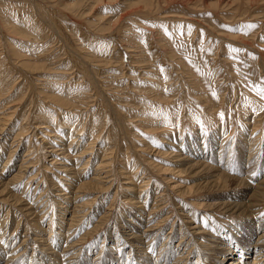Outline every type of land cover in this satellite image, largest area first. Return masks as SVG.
I'll list each match as a JSON object with an SVG mask.
<instances>
[{"label":"rangeland","instance_id":"374dc122","mask_svg":"<svg viewBox=\"0 0 264 264\" xmlns=\"http://www.w3.org/2000/svg\"><path fill=\"white\" fill-rule=\"evenodd\" d=\"M23 17L36 20V37L26 40L16 34L20 31L18 23ZM249 24L256 27L247 28L246 25ZM8 35L17 38L14 41L15 46L19 47V53L27 55L26 59L30 58L32 61L34 56L40 54L39 50H47L54 42L57 43L56 46L59 45L58 48L55 46L54 50L50 47L45 55L39 57V61H45L46 69L35 71V80L30 83V87L34 91H40L42 96L48 93L60 99H69L73 102L71 106L75 108L72 114L65 115L68 112H64L63 115L57 116V120L63 124L54 121L48 125L46 123L50 126L48 128L37 129L34 125L39 122L29 121L32 126L25 135V142L31 136L34 148L36 149L37 144L41 146L38 152L34 149L28 157L34 159L39 153L45 156L30 168L29 173L25 172L21 179L8 185L7 193H13L16 197L22 196V203L15 202V197H9L5 201L2 198L6 195H0V217L6 216L2 226L6 225V236L13 238L11 244H18L25 233L27 234L24 241L28 245L25 259L30 256L32 259L38 254L41 257L38 259L37 255L36 264H49V257L61 252L63 236L60 245L52 250L47 249L45 241L37 239L40 233L48 238L46 224L52 212L55 214L52 219L54 224L49 238L53 233L63 231V227L55 229L56 214L61 211L56 202L58 197L55 195L59 193L56 190L57 184L55 185L59 171L48 162L51 159L48 150L53 146L47 143L48 134L42 136L41 131L46 130L58 136L65 133L64 124L74 122L73 116L76 114L73 112L79 114L78 122H85L81 134L79 133L80 144L91 141L92 137L96 138L92 141L91 153L98 152V155L87 163L85 170L90 169L92 172L104 147L113 146L109 156L113 160L111 173L114 175L109 176V179L113 178V185L103 195H106V198L102 200V208L95 214L91 223H96L100 212L109 211L110 215L95 232V236H89L86 243L80 246L77 259L80 258L82 263L86 261L93 264L91 261L93 256L98 254V247L101 244L102 248L111 245V235L114 233L109 231L120 233L126 229L128 232L129 228H125L124 223L127 220L126 211L130 207L122 198L123 187L126 177L134 172L136 166L138 171L134 175V183L137 179L150 178L148 187L152 190L156 187L163 190L165 211L170 210L172 216L170 223L159 229V235H166L171 224L178 226L182 218L180 213L184 214V208L199 215L202 213L200 221L205 225L223 219L218 214L215 218L209 217L195 205L204 199L203 193L198 189V182L202 179L196 173L202 161H211V164L216 165L213 160L217 157L216 153L221 152L219 162L222 165L227 163L232 169H239L238 174H235L239 177H242V171L250 166H253L255 171L258 164L264 163V0H0V40H10ZM133 49L137 51H129ZM4 52L7 54L8 50L4 48ZM11 70L17 72L15 66L11 67ZM22 90L23 88L21 92ZM21 92L17 90L13 100L9 99L10 103L0 109V116L10 111L8 106L15 103ZM29 102V99H25L22 103L23 114L27 108L31 109L32 113L33 110H38L47 111L52 115V110L59 109L51 102L40 100L35 101L36 106L30 108L32 102ZM88 110L91 112L87 113ZM20 114H16L2 130L6 143L3 148L0 146L1 187L18 172L21 158L28 148L26 142L22 148L12 152L7 164L2 166L10 151L9 144L12 142L16 125L22 120V113ZM84 115L87 116L86 119H81ZM94 119L97 124L93 122ZM91 124L94 128L90 131L88 125ZM28 126L27 123L22 125L23 128ZM67 127V136L75 133ZM100 128L102 131L97 137L96 133ZM41 136L44 141L40 139ZM67 136L64 135L60 141L55 137L51 139L58 141V144H64L68 142ZM202 137L206 141L204 146L199 144ZM43 146L45 148L41 150ZM249 148L253 149V158L250 160L246 159ZM206 149H212L211 153L205 152ZM126 156H129L127 160L134 164H127L125 169L121 165L124 164ZM84 160L85 158L76 162L73 158L68 165L71 168H79ZM41 163L48 167L40 168ZM70 170L66 176L64 174L66 179L60 180L65 183L64 187H67L71 181L69 179L75 176V173H72L74 169ZM36 172L35 179L29 183V175L32 176ZM43 172L47 180L41 177ZM254 177H251V185L261 180V177ZM25 181L29 184L27 189L23 190ZM78 182L72 184L75 186ZM226 184L227 196L224 195L223 200L231 199L229 194H240L241 191L242 196L247 198L250 192L240 187L232 189L231 182L227 181ZM34 185H37L35 192ZM86 187V191H76L79 196L80 193L91 196L92 182ZM181 189L190 196L183 197ZM40 191H44L40 194V200L46 199L47 207L39 206L36 201L35 205L33 202L28 205L33 198H40H37ZM114 191H117V196L112 200ZM26 193L30 194V198ZM196 194L199 196H195ZM152 200L153 198L148 206L152 205ZM50 202L53 203V209L48 206ZM110 204L111 209H108ZM28 206L31 207L27 208ZM33 206L37 207V211L45 208V216L37 222L40 226H37L35 221L38 212L32 213L35 210ZM7 208L10 210L4 215ZM13 212L16 214L12 215ZM262 214L264 205L260 216ZM162 215L154 214L150 224ZM18 217L20 223L14 229ZM138 217L136 221L141 223V217ZM227 221L232 222L235 219L228 217ZM137 222L132 226L136 229L144 227ZM65 227L67 225L64 224ZM40 228L45 229L44 233ZM262 228L259 226V229ZM245 229L248 232V228ZM254 233L257 231L254 230ZM251 235L245 236L249 239ZM169 236L165 239L166 243L159 237L154 244V256L162 243L171 249L175 248L178 237L169 239ZM77 237L75 234L71 235L68 238L69 243ZM254 240L256 235L252 241ZM5 249L0 245V264H5ZM103 249L97 258L104 256ZM118 249L121 250L120 253L113 254V257L104 256L109 258L107 264H124L127 260H131L130 264H152L154 260V257L144 259L141 256L134 259L133 250H128L129 246H119ZM144 254L141 253L142 256ZM244 254L248 261L252 260L251 253L244 251ZM196 256L192 249L187 264H195ZM173 259L172 254L167 261H158L157 264H171ZM19 261L11 264H19ZM57 262L56 264H61ZM198 262L197 264H200Z\"/></svg>","mask_w":264,"mask_h":264},{"label":"bare ground","instance_id":"6f19581e","mask_svg":"<svg viewBox=\"0 0 264 264\" xmlns=\"http://www.w3.org/2000/svg\"><path fill=\"white\" fill-rule=\"evenodd\" d=\"M35 22L36 20H33L28 17L20 18L19 25H20V31L16 33L17 35L23 37L24 39H31V37H36L35 33H37L35 29ZM10 36V40H0V109L10 103V100L12 97H14L17 93V90L21 92V89L23 88L22 92L20 93L19 97L15 99V103H12L10 106V111H7L5 113H2L0 116V139H3V127L4 125H7L9 121L17 114L22 113V120L20 123L16 125L15 133L13 135V138L11 139L12 142L9 144V152L7 158L4 160V163L2 166H5V163L8 161L10 155L12 152L16 151L17 149H20L24 146V144H28V148H26V151L23 154V157L21 158V161L19 163L18 172L13 174L8 180V182L2 184L3 186L0 189V195L5 196V201L9 197H15V202H20L22 196L16 197L13 193H7L9 192V183H13L14 181H18L23 177L25 172H30V168L34 165L37 161H40V158L45 156V154H37L34 159L32 157H28L32 154L33 150L35 149L33 146L32 138L29 136L27 141L25 142V135H27V131L31 128L32 123H29V121H38L35 126L37 129L42 128H48L50 126H47L48 123H53L55 121H58L57 116L63 115L64 112H68L67 114H72V111H74L75 108L71 106L73 102H71L69 99H60L55 96H51L48 93H45L44 96H42L40 91H34L32 87H30V83L35 80V71L36 70H45L46 66L45 61H39V57H42L45 55V52L47 50H50V47L53 48V50L58 46H56V42L52 44L47 50L42 49L39 50V55L34 56V61L30 60V58L26 59L27 55H22L19 53V47L15 46L16 43L14 40L17 38L13 35ZM46 41V40H45ZM107 41V40H106ZM20 45V44H19ZM56 46V47H55ZM4 48L8 50V53L5 54ZM18 48V49H17ZM80 49H82L80 47ZM132 49V48H131ZM132 52H136L137 50H129ZM52 52V51H51ZM50 53V52H49ZM48 53V54H49ZM131 57V56H130ZM132 56L131 58H133ZM38 59V60H37ZM134 62V61H132ZM139 63V62H138ZM15 66L17 69V72H13L11 70V67ZM31 72V73H30ZM37 78V77H36ZM7 79V81H5ZM31 79V80H28ZM22 83H21V82ZM21 83V84H20ZM20 87V89H19ZM10 99V100H9ZM25 99H29L30 106L34 107L36 106L35 101L40 100L43 102H51L54 106H57L59 109H54L53 115L47 111H34L33 113L30 112L31 109L27 108V110H22V103L25 101ZM36 99V100H34ZM13 100V99H12ZM53 102V103H52ZM30 107V108H32ZM50 108L49 106H47ZM22 110V111H21ZM90 113L91 111L88 110L87 113ZM1 114V113H0ZM73 114H76L73 116L74 122H67L65 123V130L61 135L58 136L56 133H48V131H41L42 136L47 135L49 137V140H47V143H50L53 148L49 149L48 152L51 155V159L49 162L50 165L53 164V168H55L59 173H57V180H55L56 190H58L59 193L55 194L58 197L57 205L61 208V211L59 210V213L56 214L57 223L55 229H61L63 227L62 232L63 234L59 232L53 233V236L49 238L50 233L52 232V226L54 224L53 215L54 212H52L51 216H49V220L47 222V230H48V238L43 237L42 233L39 234V237L37 238L38 241L44 242L48 245L47 249H53L54 247H58L60 245V240H62L61 236L64 237V242L61 244V252L56 253L52 257H49V264H56V260L59 259L58 262L61 264H88V262L82 263V260L80 258L77 259V254L80 251V246L84 243H86V239L90 236H95V232L99 230V228L108 220V215H110L109 211H103L100 212L99 219L91 223L92 219L94 218L95 214L99 211L100 208H102V200L106 198V195L103 196L111 187H112V179H109V176H113L114 173H111V163L113 160H111L110 154H112L113 146L104 147L102 151L101 158L96 162V164L93 167L92 172H90V169L85 170L87 163L94 157L96 158V155H98V152H95L94 154L91 153L93 147H92V141H94L96 138L92 137L90 140L86 143L80 144L79 140L80 134L83 130L84 123L78 122L79 114L77 112H73ZM21 115V114H20ZM64 115V116H65ZM70 116V115H69ZM88 116V114H87ZM84 115L81 119H86L87 117ZM72 121V120H70ZM95 124H97V120L94 119ZM28 124V127L23 128V124ZM47 123V125H46ZM58 124H63L62 122L58 121ZM82 123V124H81ZM75 125V126H74ZM66 126L69 128V131L73 129L75 132L74 134L67 136ZM86 126V125H85ZM56 127V125H55ZM94 128V125H88V129ZM53 129V128H51ZM53 131V130H52ZM72 131V130H71ZM102 131V128L96 133L97 137L100 136V133ZM55 132V130H54ZM80 133V134H79ZM110 133V132H108ZM221 132H219L220 134ZM69 134V133H68ZM67 136V143L64 144H58L57 142H54L52 137H55L59 141L62 140V138ZM33 136V134H32ZM40 137L41 140L44 141V137ZM224 135L222 136V138ZM6 138L3 139V141H0L1 148L4 147V143ZM46 140V139H45ZM64 140V139H63ZM65 141V140H64ZM38 143V142H36ZM206 141L202 137L199 144L205 145ZM35 144V143H34ZM208 144V143H207ZM206 144V145H207ZM61 147H57L60 146ZM63 145V146H62ZM82 145H84L82 147ZM39 146L40 144H37L35 151L38 152L40 150ZM56 146L58 149H56ZM194 147V145H192ZM33 147V148H32ZM32 148V149H31ZM45 146L41 148L44 149ZM250 150L246 154L248 160L252 159V153L253 149L249 148ZM252 149V150H251ZM108 150V151H106ZM212 149L205 150V152L211 153ZM68 152V153H66ZM70 153L72 154L70 156ZM199 153V152H198ZM202 153V152H201ZM204 153V152H203ZM217 157L213 161H215L216 165L211 164V161L204 160L200 163L197 170V175L202 180L198 182V189L203 193V201L197 202L195 205L199 207V209H202L205 214H207L209 217L215 218L216 214L223 217V219H220V222H211L207 225L203 224L200 221V217H203V214L200 215L197 213H193L190 210L184 208V214L180 213L182 215V218L178 222V226H174L175 224H171L169 231L166 235H159V229L162 226H166L168 223H170L171 220V214L170 210L165 211V197L163 190H160L159 188H155L152 190L150 187H148V181L150 178L146 179H137V181L134 183V177L135 173L138 171V167L136 166L134 172L130 175L128 172H124L126 174H129L128 177H126V181L124 182L125 185L123 187V195L125 203H128L130 209L126 211L127 213V220L125 224V228H129L128 232L125 229V231H121L120 233H116L114 231H109V233L112 234L113 240H111V245L104 246L102 248V244L98 247V254L93 256L92 263L93 264H107L109 263V258L107 259L104 256L107 257H113L112 255L115 253H120L121 250L118 249L119 246L126 248L130 247L128 249L129 251H132L134 255V259L137 257H142L144 259L152 258L154 257V260L152 261V264H157V262H163L164 260L167 261L168 257L170 255H174L173 262L171 264H187L189 259V253L193 249V253H195L196 256V262L195 264H264V216H260L262 211V206L264 205V163L258 164L257 169L253 171V166L248 168L247 170L242 171V177H239L238 175H235L236 173L240 171L239 169H232L228 164L222 165L219 162V159H221L222 153H216ZM224 154V153H223ZM62 155V156H61ZM94 155V156H93ZM28 157V158H26ZM63 157V158H62ZM76 162H79L83 158L85 160L82 162L81 166L71 168L69 167V163L72 161L73 158ZM129 156H126V160L123 166V168H127V164L133 165L134 162H129L127 159ZM206 158V156H205ZM258 159V158H257ZM256 159V160H257ZM211 160V157H210ZM229 160V158L227 159ZM26 163V164H25ZM217 163H220L217 164ZM255 163V162H253ZM7 164V163H6ZM25 164V165H24ZM62 164V165H57ZM249 164V163H248ZM247 164V165H248ZM219 165V166H218ZM251 165V164H250ZM46 164H42L39 166L42 169H46ZM39 167H37V172L39 171ZM70 169H74L72 173H75L74 178L69 179L71 180L67 187H64L65 183H63L62 179H66L65 176L68 174V172H71ZM246 169V168H245ZM1 170V169H0ZM37 172L28 177L27 180H29V183L35 179V175ZM235 172V173H231ZM44 179L47 180L46 174L43 172L41 173ZM65 174V176H64ZM244 174V175H243ZM262 175V176H261ZM261 177V180L254 185H251V177ZM82 178L81 180H78V178ZM142 178V177H141ZM59 179V180H58ZM199 180V179H198ZM76 181H79L78 184L75 186L73 185L76 183ZM92 182L93 188L90 189L92 191L91 196H84V194L76 191H86L87 187L86 185H89V182ZM231 182L233 185L232 189H236L238 187L244 188L247 190H250V192L247 195V198L242 196V191L240 194H229L232 196L231 199H225L223 200L222 197L225 195L227 196V184L226 182ZM27 181H25L24 189H27L29 184ZM73 183V184H72ZM140 183V184H139ZM38 184V183H37ZM139 184V185H138ZM35 186V185H34ZM37 186V185H36ZM36 186L34 187L33 192L36 190ZM13 187V186H12ZM136 187V188H135ZM41 190V189H39ZM43 190V189H42ZM67 190V191H64ZM11 191V190H10ZM22 191V190H21ZM42 191L37 194V198H31L32 201H29L28 205L33 202L35 205V201L38 202L39 206H46V199H41L42 196H40ZM44 192V191H43ZM42 192V193H43ZM20 193V192H19ZM22 193V192H21ZM155 193V194H154ZM181 195L184 197H189L190 194L187 193L184 189H181ZM27 194V193H26ZM45 194V193H44ZM70 194V195H69ZM25 195V194H24ZM28 198H30V194L26 195ZM117 196V191L113 192L112 200L114 197ZM192 196V195H191ZM195 196H199L196 194ZM84 198V199H83ZM102 198V199H101ZM153 198L152 205L148 206L150 203V199ZM3 200V201H4ZM111 200V201H112ZM22 203V201H21ZM63 203H66L63 205ZM112 203V202H111ZM32 205V204H31ZM50 205V208L53 209V203L50 202L48 206ZM63 205V206H62ZM98 205H101V207H98ZM112 204L107 206L108 209H111ZM31 206H28L29 208ZM35 207V210L32 212L34 213L37 211V207ZM47 207V206H46ZM22 208V207H21ZM24 208V209H27ZM43 209V208H42ZM40 211H37L38 213L35 215L37 217L36 224L37 226H40L38 224V220L45 216V208ZM10 210V209H9ZM7 208V211L4 212V215L7 214L9 211ZM181 210V209H180ZM26 211V210H25ZM28 212V211H27ZM138 213V214H137ZM164 213V214H163ZM16 213H12V215H15ZM69 214V215H68ZM154 214H163L161 217H159L156 222L150 224V219ZM68 215V218L67 216ZM146 215V216H145ZM141 217V223L137 222V217ZM4 217H0V241H3V243H0L1 248L5 249L8 247V249H5L6 254L5 257V264H11L13 262H19L21 264H36L37 263V255L35 257L31 256L28 259H25L27 254V243H24L25 241V233L24 237L21 239V242L18 244H15L13 246L12 241L13 238H9L6 236V230L4 227L6 225L2 226V223L4 222ZM13 217V216H12ZM15 217V216H14ZM138 217V218H139ZM234 218L235 221L229 222L227 221V218ZM224 218L226 221H224ZM64 219H67L65 222ZM197 219V220H196ZM20 217L16 219L15 227L20 223ZM42 220V219H41ZM147 221V222H146ZM38 222V223H37ZM93 222V221H92ZM137 224L144 226L141 229H136L133 224ZM247 222V223H246ZM5 223V222H4ZM64 224L67 225V227L64 228ZM136 224V225H137ZM260 227H263L262 229H259ZM248 228V232L245 229ZM3 229V230H2ZM44 233V228H40ZM251 229L253 231L251 232ZM254 230L257 231V233H254ZM47 233V232H46ZM253 233V235H251ZM77 235V239L72 241L71 243L68 238L71 235ZM249 234L251 235V238L248 239L245 235ZM110 235V234H109ZM169 236V239L178 237L177 243L175 244V248L171 249L168 246L163 245L165 242V239ZM254 235H256V240L252 241ZM159 237H161L164 242L160 244L158 248L157 255L154 256V244L159 240ZM53 238V239H52ZM61 238V239H60ZM111 238V237H110ZM35 239V238H34ZM54 239H57L54 240ZM59 239V241H58ZM56 241V242H55ZM40 242V243H41ZM55 242V244L53 243ZM253 242V243H252ZM114 243V245H113ZM69 244V245H68ZM122 244V245H120ZM113 245V246H112ZM79 246V247H78ZM174 247V246H173ZM193 247V248H192ZM103 249V257L97 258L99 253L102 252ZM151 249V251H149ZM33 250V249H32ZM114 253H113V252ZM237 251V253H236ZM244 251H247L252 254V260L248 261L247 256L244 254ZM34 252V251H32ZM144 252L145 254L142 256L141 253ZM246 253V252H245ZM42 255V254H41ZM110 255V256H109ZM39 256V255H38ZM41 256H39L38 259H40ZM242 257V259H241ZM55 258V260H53ZM118 258V256L116 257ZM52 260V261H51ZM113 260V259H112ZM118 260V259H117ZM30 261V262H29ZM55 261V262H54ZM69 261V262H68ZM127 260L124 264H130ZM53 262V263H52ZM57 262V263H58ZM19 263V264H20ZM141 263V262H139ZM40 264V262H38Z\"/></svg>","mask_w":264,"mask_h":264},{"label":"snow or ice","instance_id":"6c2138e0","mask_svg":"<svg viewBox=\"0 0 264 264\" xmlns=\"http://www.w3.org/2000/svg\"><path fill=\"white\" fill-rule=\"evenodd\" d=\"M247 28H254L256 27V25H253V24H249V25H246ZM262 94H264V91H262ZM264 215V214H262ZM0 243H3V241H0ZM149 251H151V249H149Z\"/></svg>","mask_w":264,"mask_h":264}]
</instances>
